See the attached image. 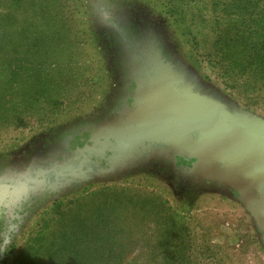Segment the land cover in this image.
<instances>
[{
    "label": "rangeland",
    "instance_id": "1",
    "mask_svg": "<svg viewBox=\"0 0 264 264\" xmlns=\"http://www.w3.org/2000/svg\"><path fill=\"white\" fill-rule=\"evenodd\" d=\"M174 1L57 0L48 11L54 25L43 26L28 0H0L1 91L14 71L22 76L20 93H6L0 108V172L96 118L123 124L132 114L123 101L141 73L123 72L132 50L139 61L151 52L194 93L264 124L263 94L247 99L229 88L209 63L208 29L205 46L192 37L200 26L186 31L192 17L210 19V10L199 13L210 0ZM140 157L0 217V264H264V228L241 187L181 170L158 152Z\"/></svg>",
    "mask_w": 264,
    "mask_h": 264
},
{
    "label": "flooded vegetation",
    "instance_id": "2",
    "mask_svg": "<svg viewBox=\"0 0 264 264\" xmlns=\"http://www.w3.org/2000/svg\"><path fill=\"white\" fill-rule=\"evenodd\" d=\"M121 52L122 48L117 54L124 58ZM127 53V67L131 70L122 60L123 72L141 73L130 86L133 97L123 101L121 109L131 108L132 112L126 123L111 121L115 117L102 122L96 118L92 126L72 131L68 140L58 142L45 154L1 171L0 217L16 215V207L23 200H48L57 195L58 189L89 181L103 171L123 168L154 152L177 161L172 165L181 170L198 166L187 155L191 153L189 146L199 138L195 122L208 116L210 110L192 98L174 73L151 52L141 61L133 50ZM106 122L109 123L104 125ZM201 126L205 127L203 123ZM96 127L100 129L94 132ZM172 138L181 140L175 142ZM179 144L188 146L190 153L174 148Z\"/></svg>",
    "mask_w": 264,
    "mask_h": 264
},
{
    "label": "trees",
    "instance_id": "3",
    "mask_svg": "<svg viewBox=\"0 0 264 264\" xmlns=\"http://www.w3.org/2000/svg\"><path fill=\"white\" fill-rule=\"evenodd\" d=\"M55 2L57 3V0H28V3L32 6L30 9L33 18H39L41 25L44 22H47L48 26L54 25L49 23L53 20L48 11ZM170 2L175 1L170 0ZM178 3L175 2V4ZM175 7L177 8V6L172 7L173 11H175ZM206 7L200 10L199 13L210 10V19H206L204 15L192 17L189 20L191 24L186 30L188 35H193L194 41L205 46L207 41L204 40L206 35L204 30L208 29L207 33L211 34L213 39L211 52L207 56L209 57V63L221 67L223 79L227 83L228 81L231 83V86L228 87L236 88L241 94H246L247 99H250L251 96L257 98V94H263L264 96V0H210V6ZM177 13H179L182 20L181 24L187 23L188 20L183 17L185 14L181 10H177ZM30 23L33 24L34 22ZM194 25L201 28L199 27L200 29L196 30V33L192 32L191 35L190 28ZM1 28L2 26H0V53L4 49L3 38L6 35L1 32ZM16 50L15 47L14 51ZM19 68V64L13 66V69ZM21 78V74L14 71L13 80L9 81L14 84L4 91L1 90L5 89V82L0 79V108L7 103L4 99L6 93L15 97L20 93ZM160 247L165 248L166 246ZM71 248L76 250L78 246H71ZM102 254L104 257H109L105 251ZM89 258L87 256V259ZM24 264L30 263L28 261Z\"/></svg>",
    "mask_w": 264,
    "mask_h": 264
},
{
    "label": "water",
    "instance_id": "4",
    "mask_svg": "<svg viewBox=\"0 0 264 264\" xmlns=\"http://www.w3.org/2000/svg\"><path fill=\"white\" fill-rule=\"evenodd\" d=\"M177 80L192 98L210 110V114L195 122L199 138L189 146L191 153L185 144L174 148L190 153L187 156L198 164L192 169L194 174L211 176L241 187L264 228V124L228 112ZM201 123L205 127H200Z\"/></svg>",
    "mask_w": 264,
    "mask_h": 264
}]
</instances>
